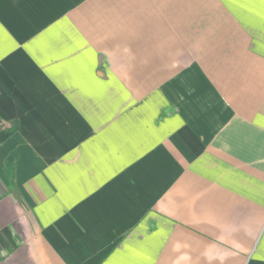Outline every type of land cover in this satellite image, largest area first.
Returning a JSON list of instances; mask_svg holds the SVG:
<instances>
[{
    "label": "crops",
    "instance_id": "0c3cea01",
    "mask_svg": "<svg viewBox=\"0 0 264 264\" xmlns=\"http://www.w3.org/2000/svg\"><path fill=\"white\" fill-rule=\"evenodd\" d=\"M0 264H264V0H0Z\"/></svg>",
    "mask_w": 264,
    "mask_h": 264
}]
</instances>
